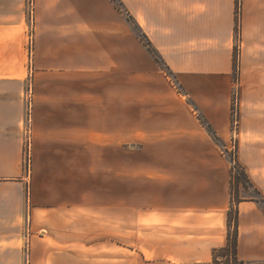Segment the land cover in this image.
Here are the masks:
<instances>
[{
    "label": "crops",
    "instance_id": "crops-1",
    "mask_svg": "<svg viewBox=\"0 0 264 264\" xmlns=\"http://www.w3.org/2000/svg\"><path fill=\"white\" fill-rule=\"evenodd\" d=\"M121 1L199 112L140 38L125 66L112 0H0V264H224L232 162L199 114L260 193L237 256L264 264V0Z\"/></svg>",
    "mask_w": 264,
    "mask_h": 264
},
{
    "label": "trees",
    "instance_id": "trees-1",
    "mask_svg": "<svg viewBox=\"0 0 264 264\" xmlns=\"http://www.w3.org/2000/svg\"><path fill=\"white\" fill-rule=\"evenodd\" d=\"M114 4L116 5L117 10L126 15L130 21V23L135 26V28L139 29L141 31V35L139 36L140 40L144 44V46L148 49L149 53L152 55L154 60L158 65L162 67V69L174 80V82L178 84V81L176 80V77L174 74L170 71L169 67L163 60L162 56L159 54V52L153 47L152 43L148 39V37L142 32L141 28L137 24V22L134 20V18L131 16L130 12L126 9L124 3L121 0H112ZM240 2H237V13H236V46H235V56H234V65H235V82L236 84L239 81V74H240V49H239V26H240ZM179 88L182 90V92L185 93L184 89L179 86ZM198 110V108H196ZM199 117L203 124L208 129L209 133L214 137L216 142L219 144L220 139L217 137L216 133L214 132L211 125L202 117L201 114H199ZM234 130V103H233V126ZM225 151L226 155H228L227 147L224 143L219 144ZM229 160L232 162V204L229 211V233H228V246L217 252L216 254V263H219V258L222 259V262L224 264H245L243 262H240L238 260L237 256V247H238V204L242 201L241 197H236L237 191L240 190L242 187L244 191L253 194L252 198L257 201H262L260 197V193L254 188L252 183L250 182L244 168L239 164L237 159V146H236V153L233 157L229 158Z\"/></svg>",
    "mask_w": 264,
    "mask_h": 264
},
{
    "label": "rangeland",
    "instance_id": "rangeland-1",
    "mask_svg": "<svg viewBox=\"0 0 264 264\" xmlns=\"http://www.w3.org/2000/svg\"><path fill=\"white\" fill-rule=\"evenodd\" d=\"M26 2L28 5V10H29V3H28L29 0H26ZM35 2H36V0H35ZM125 7H126V5H125ZM126 9L128 10L127 7H126ZM28 14L30 15V18H32L29 11H28ZM122 16H123V30H124V48H130V50L128 51L127 54L124 52V63L126 64L125 66L129 67L130 66V53L134 52V50H136V47L138 46L137 43L139 42L138 41L139 36L141 35V31L139 29L135 28V26H133L130 23V21L126 15L122 14ZM31 40L33 41V38H31ZM30 46H31V44H30ZM147 50L148 49L146 48V51ZM30 51H31V47H30ZM164 74H166V73L164 72ZM170 80H171V92H172V97L170 98V101H172L171 103L176 104V101H179V103L182 106H185L189 111H191L197 115V113H198L196 111L197 107L194 104V102L187 96L186 93L182 92V90L179 88V85H177L172 78H170ZM126 84H127V82L124 80V89L126 88ZM16 91H17L16 89L12 90V92H16ZM126 93H129V92H126ZM172 109H174L173 106H172ZM219 144L222 145V142H219ZM227 146L226 147H227L228 155H226L224 149L221 146L220 147L224 151V154L226 155V157L229 159V158L233 157L234 154L236 153V141L233 139L232 143L230 145H227ZM25 151L26 150H25V138H24V155H25ZM237 194H238V196L236 195V197H241V198H249V197H252V195H253V194H249L248 192L244 191V189L242 187L240 188L239 191H237Z\"/></svg>",
    "mask_w": 264,
    "mask_h": 264
},
{
    "label": "built area",
    "instance_id": "built-area-1",
    "mask_svg": "<svg viewBox=\"0 0 264 264\" xmlns=\"http://www.w3.org/2000/svg\"><path fill=\"white\" fill-rule=\"evenodd\" d=\"M28 3H29V13L33 17L35 10V0H29ZM31 108H32V103H29V114H28L27 126L25 129V150H26L25 158L27 163H29L31 160L32 142H33L32 116L30 114ZM238 119H239L238 103H237V98H235L234 99V132L236 131Z\"/></svg>",
    "mask_w": 264,
    "mask_h": 264
}]
</instances>
